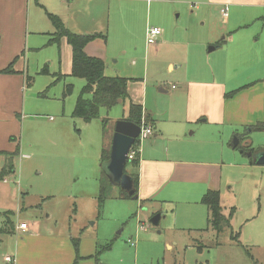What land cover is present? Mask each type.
<instances>
[{"label":"crops","instance_id":"crops-1","mask_svg":"<svg viewBox=\"0 0 264 264\" xmlns=\"http://www.w3.org/2000/svg\"><path fill=\"white\" fill-rule=\"evenodd\" d=\"M161 4H188L196 12H201V18H207L209 23L217 22L219 30L222 33L224 30L225 35L210 41L211 45L216 46L215 49L225 47L226 52L230 51L233 66L225 72L223 65L217 62L212 74L201 71L195 74L194 79L183 81L174 101V109L180 114L179 126L172 124L169 129L168 126L155 124L151 114L142 107L141 122L149 126L152 133L141 142L136 138L132 144L134 146L136 143L134 147L139 161L137 199L123 198L117 195L118 192L113 193L115 186L111 198L118 201L136 200L132 209L141 208L143 212L137 213L136 210L135 214L148 219V222L150 217L159 214L158 223L151 224L158 234L174 229L196 230L208 223V209L201 198L207 190H218L220 194L222 168H248L253 171L257 167L251 156L249 161L240 156L246 153L232 147L230 138L237 137L242 146L252 149L253 154L264 151V143L258 142L264 138V128L256 127L264 125V0H0V171L7 159L5 154L15 150L20 136L25 137V131L33 136L39 122H43L37 110L45 108L52 101L39 100L40 92L32 96L29 89L33 80L29 75L31 64L35 62L34 69H37V66L46 64L47 59L52 65L57 60L60 69L56 76L62 80V85L57 89L61 93L65 84H72L73 91L75 83L81 84L73 78L66 79V76L73 77L72 49L65 37L51 42L55 28L49 15L57 16L71 32L96 34L85 45V53L101 58L105 74L112 75L116 62L112 59L114 56L119 58L120 49L123 48L121 42H132L138 29L146 33L144 15H148L151 7ZM223 9H226L225 16L222 15ZM161 34L153 45L162 43ZM113 41L122 44L118 51L111 49ZM46 50L48 53H44ZM39 58L42 59L38 61ZM241 60H247L249 66L258 68L249 73L245 70L246 75L239 77L242 72L235 64ZM43 67L47 68V65ZM49 71L52 69L46 74L52 75ZM253 71L256 73L251 76ZM28 77H32L31 81L27 80ZM131 82L132 79L128 84L129 96L133 103L141 105ZM84 84L85 81L82 87ZM174 89V85L158 88L160 93H172ZM73 91L68 95L70 98L62 102V108L59 100H56L53 108L43 109L45 114H56V117L44 116L48 118V128L55 134L69 128L65 117H73L78 97ZM65 98L61 94V99ZM116 120L109 118L113 124ZM199 123L201 126H197ZM180 124H183L181 130ZM190 129L192 131L188 133ZM112 134L113 130L111 138ZM256 142L263 148H253ZM106 143L107 136L102 148ZM99 167L101 173L100 176L94 174L89 189L91 194L99 192L101 163ZM14 173L0 179V264H33L32 257L37 254L43 255L42 263L94 264L92 261L83 262L87 258V251L80 245L81 240L71 236L62 237L57 227L58 220L51 221L50 213L42 212L43 221L35 219L29 224L22 220V214L28 212L25 206H21V186L9 184V177ZM180 206L184 209H179ZM164 219L169 221L161 227ZM140 222L144 220L140 219ZM21 223H26L27 227L19 228ZM148 227L136 230L139 243L148 238ZM172 241L175 245L178 243ZM164 244L172 248V243ZM130 245L136 246V242L131 239ZM6 257L11 260L6 261Z\"/></svg>","mask_w":264,"mask_h":264},{"label":"rangeland","instance_id":"rangeland-1","mask_svg":"<svg viewBox=\"0 0 264 264\" xmlns=\"http://www.w3.org/2000/svg\"><path fill=\"white\" fill-rule=\"evenodd\" d=\"M147 13L143 22L147 23V27L161 28L162 43L147 45L146 34L139 29L132 42H121V49L122 44L113 41L111 49H120L121 54L119 58L113 57L112 60L116 61L115 72L108 76L131 78V86L136 89L135 93L139 95L142 107L151 114L155 124L159 123L171 129L173 125L179 126L181 123L178 121L180 114L174 109V101L183 81L194 79L195 74L201 71L207 75L212 74L217 62L228 72L230 66H233L232 59L230 51L226 52L225 47L208 51L210 41L221 39L225 35L224 30L223 33L219 30L217 22L209 23L207 18H201L202 13L196 12L192 6L161 4L151 7ZM125 49L127 50L124 54ZM44 53H48V50ZM49 61L47 59L46 64L37 66V69H34L35 62L31 64L29 75L33 80L29 89L32 96L40 92L39 100L52 101L45 108L40 107L37 110L43 122H39L35 134L31 136L24 129L25 137L20 136L18 155L13 158L16 174L9 177V184L21 186V206H25L28 212L22 214V220L30 224L35 219L42 220L43 211L50 213L51 221L58 220L57 227L62 237L71 236L81 240L80 245L87 251V258L83 262L264 264V165H256L253 171L248 168H222L220 205L224 219L220 231H216L206 222L196 230L174 229L158 234L148 219L137 216L139 211L143 212L141 208L132 209L136 200L118 201L110 197L99 207L98 192L91 194L89 189L93 184L94 174L100 176L101 173L99 166L104 138L107 136L105 145L109 148L110 134L114 128L110 121L103 127V119H121L126 115L127 106L117 103L110 109L102 107L98 118L89 122L82 118L65 117V121L68 119L69 128L55 134L48 128V118L44 116L56 117V114H45L43 109L53 108L57 104L56 100H59L62 108V102L70 96L61 99L62 93L57 88L62 85V80L56 76L60 65L57 60L53 65ZM170 64L173 66L171 69ZM43 65H47L48 70L52 69L53 74H42L40 70ZM235 66L242 72L239 77L246 75L245 70L249 73L258 68L249 66L247 60H241ZM254 73L256 71L250 75L253 76ZM69 78L81 83L74 84L73 92L78 96L84 79L66 76V79ZM162 85H174L176 89L172 93H160L158 88ZM41 87L42 90L37 91ZM180 125L181 130L183 124ZM197 126H201V123ZM191 129L187 130L188 133ZM144 139H140V142ZM232 140L233 136L230 142ZM258 142L264 143V138ZM260 146L256 142L252 147L256 150L258 147L263 148ZM243 147L248 149L247 146ZM240 156L249 161L247 152ZM94 187L97 190L95 182ZM117 188L114 187L113 193L118 192ZM180 208L184 209L183 206ZM34 216L36 218H32ZM140 219L149 226L148 238L141 243L138 242V236H135ZM167 221L169 219H164L161 227ZM131 239L136 242V246L130 245ZM171 240L178 243L175 245ZM165 242L172 243V248L165 246ZM43 259V255L37 254L32 257V262L48 264L42 263Z\"/></svg>","mask_w":264,"mask_h":264},{"label":"trees","instance_id":"trees-1","mask_svg":"<svg viewBox=\"0 0 264 264\" xmlns=\"http://www.w3.org/2000/svg\"><path fill=\"white\" fill-rule=\"evenodd\" d=\"M51 22L54 25L55 33L51 42H58L59 39L65 37L67 43L72 49L71 60V76L84 79L85 84L81 88L79 95L76 99L72 116L82 118L84 121H91L98 118L100 108L104 107L110 109L116 105L118 100L120 103L126 104V115L123 119L141 125L142 122V106L132 102L128 93V84L131 79L120 76H108L105 74V65L101 58L89 56L85 53V45L96 37V34H80L69 31L63 22L53 15H49ZM220 44V43H219ZM40 72L42 74L48 73V69L43 67ZM32 77L27 80L31 81ZM73 91L72 84H65L62 97H67ZM109 119H103V127L106 126ZM264 128V125L256 126ZM105 129L103 128V131ZM136 144V143H135ZM134 144V146H135ZM110 146V145H109ZM237 149L242 150L243 153L252 151V149H245L239 142L236 146ZM110 149L103 147L101 149L100 163H105L109 158ZM6 161L0 171V179L6 175L14 173L13 158L18 155V144L12 153L5 154ZM138 155L127 162L124 172L132 177L134 194H137L138 184ZM113 185L110 183L102 170V175L99 180V192L97 195L98 206L100 207L106 199L112 196ZM123 198H131L124 191L118 187V194ZM201 202L208 209V223L216 231H220L221 222L224 219L222 214V207L220 205V194L218 190H207L202 196ZM108 247V246H107ZM78 246L75 244V250ZM74 264V263H73Z\"/></svg>","mask_w":264,"mask_h":264},{"label":"water","instance_id":"water-1","mask_svg":"<svg viewBox=\"0 0 264 264\" xmlns=\"http://www.w3.org/2000/svg\"><path fill=\"white\" fill-rule=\"evenodd\" d=\"M218 46V45H217ZM216 46L211 45L208 51H212ZM120 103V100L117 101ZM141 127L133 122L125 119H118L114 123L113 134L110 144V152L108 160L101 165L102 170L110 183L113 186L119 187L132 199H137V194H134L132 177L124 172L128 162L127 153L139 135ZM239 139L234 137L231 146L236 147ZM247 156H251L252 161L256 165H264V151L253 154L247 152ZM159 214L149 218V223L156 225L158 223Z\"/></svg>","mask_w":264,"mask_h":264},{"label":"built area","instance_id":"built-area-1","mask_svg":"<svg viewBox=\"0 0 264 264\" xmlns=\"http://www.w3.org/2000/svg\"><path fill=\"white\" fill-rule=\"evenodd\" d=\"M147 1H151V0H147ZM222 15L225 16L226 15V9L222 10ZM160 29L157 26H151V27H147L146 28V42L147 44H153L154 42H156L158 36L160 35ZM141 130L139 135L137 136V138L140 140L142 138H145L146 136L150 135L151 132V128L149 126H144V124L142 123V125L140 126ZM137 156V149L132 145L127 153V160L130 161L132 159H134ZM27 227L26 223H21L19 224V228L21 229H25ZM147 226L140 222L138 229H145ZM131 244H133V242H131ZM6 261H10L11 258L10 257H6L5 258Z\"/></svg>","mask_w":264,"mask_h":264}]
</instances>
